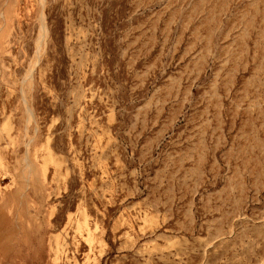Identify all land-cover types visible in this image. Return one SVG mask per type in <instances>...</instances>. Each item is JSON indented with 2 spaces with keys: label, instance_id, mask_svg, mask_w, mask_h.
<instances>
[{
  "label": "rangeland",
  "instance_id": "1",
  "mask_svg": "<svg viewBox=\"0 0 264 264\" xmlns=\"http://www.w3.org/2000/svg\"><path fill=\"white\" fill-rule=\"evenodd\" d=\"M0 264H264V0H0Z\"/></svg>",
  "mask_w": 264,
  "mask_h": 264
}]
</instances>
